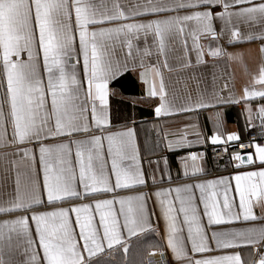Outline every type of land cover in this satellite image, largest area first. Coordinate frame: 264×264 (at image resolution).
<instances>
[{
	"label": "snow or ice",
	"instance_id": "1",
	"mask_svg": "<svg viewBox=\"0 0 264 264\" xmlns=\"http://www.w3.org/2000/svg\"><path fill=\"white\" fill-rule=\"evenodd\" d=\"M222 39L229 46L259 41L260 62L253 71L243 65L241 94L229 87L233 76L217 84L213 72L209 94L193 77L196 98L186 87L178 104L163 71H171L169 53L181 49L178 70L192 67V56L195 65L206 56L243 64V52L228 51ZM128 73L143 86L129 98L133 108L155 102L154 118L187 117L177 129L152 124L155 149L210 143L228 155L233 174L198 179L203 151L177 157L184 183L172 185L166 156L148 159L156 168L146 171L137 121L112 124L110 84ZM239 104L245 133H259L247 150L229 153L241 133L227 130L225 110ZM209 109L210 134L198 115ZM258 140L264 0H0V147L17 157L10 161L14 188L0 199V264H127L132 239L146 233L158 238L148 246L159 252L157 264H170L169 254L171 264H264Z\"/></svg>",
	"mask_w": 264,
	"mask_h": 264
},
{
	"label": "crops",
	"instance_id": "2",
	"mask_svg": "<svg viewBox=\"0 0 264 264\" xmlns=\"http://www.w3.org/2000/svg\"><path fill=\"white\" fill-rule=\"evenodd\" d=\"M228 51H240L243 52V64L239 61H228L226 58L213 59L206 56V63L201 65H195V57L192 56L193 66L184 69L178 70V61L177 57L182 55L181 49L177 45L173 52L169 53L168 63L171 68V71L164 69L166 83L169 86L170 92H176L177 103H181L185 98V88L192 92L193 99L196 98V83L193 77L200 78L202 83L200 87L202 89L206 88V95L211 92L212 89V74L216 73L220 79L217 81V84L223 82L224 79H227L228 75L233 76V79L228 80L229 87H233V90L239 96L241 90L246 83L248 77L245 75L243 65H247L249 71L256 69L257 65L260 62V55L258 52L259 41L252 42H241L235 43L234 45L225 44L224 40L220 41ZM152 61H155V57L151 58ZM221 72L225 75L221 76ZM136 73H128L122 79L115 81L110 84L111 89H115V95L110 96V109L113 116L112 124L115 127H118L123 124H127L128 121L135 119L137 123L135 124V130L137 134V139L141 147V154L143 157V167L146 171H151L156 168V165L153 164L151 168L147 164L148 159L155 160L159 157L166 156L171 163L172 168V185L179 183H184L185 180L182 175V170L177 162V157L184 155L185 152H197L203 151L205 153L202 165L205 169V174L198 177L200 180L212 179L220 176H229L233 174V165L229 163V157H216L211 151L210 148L213 146L210 143H207L203 146H194L186 150L169 152L166 149L161 147L160 149H155L156 141V131L153 129L152 124L159 123L162 127L168 129H177L182 126V124L187 122V117L184 114H176L161 119L154 118L152 108L155 106V102L152 103H141L137 101L140 105L137 108H133L129 102L130 97L142 95V84L136 82L134 85L131 83L135 80ZM158 102V101H156ZM254 101L253 103H256ZM243 107V104L239 105H229L225 110L226 117V128L229 131H238L241 133V140L243 142L247 139L248 130L245 133L244 131V118L239 115ZM212 109L207 111L200 112L199 120L202 128H204L208 134L212 128L211 122L207 117L212 112ZM193 116H196L197 113H193ZM118 117V118H117ZM142 118L147 119V123H142ZM258 123V122H256ZM128 126H132L129 124ZM146 149H152L148 151ZM4 152H8L9 155L5 158L3 156ZM14 152L13 148H3L0 147V199L5 195L10 194L15 185L16 171L17 169L13 167L10 163L11 160L17 159L12 153ZM6 160L8 161L6 163ZM163 165L161 164V167ZM257 166H259L257 164ZM242 170H248V166H242ZM178 172L180 173L178 177ZM159 176V173H157ZM234 186V181L232 182ZM161 187H167V181L160 185ZM147 191V189H143ZM124 194H131L130 192H122ZM238 200V197H237ZM162 227V225H161ZM158 238L153 233H146L140 237L139 241L137 238H133L129 246V252L127 254V264H157L160 260L159 252L148 247ZM119 254V256H117ZM123 251L121 250L116 254V257L123 256ZM169 262L171 264V255L168 256ZM119 261V259H117Z\"/></svg>",
	"mask_w": 264,
	"mask_h": 264
},
{
	"label": "built area",
	"instance_id": "3",
	"mask_svg": "<svg viewBox=\"0 0 264 264\" xmlns=\"http://www.w3.org/2000/svg\"><path fill=\"white\" fill-rule=\"evenodd\" d=\"M258 122V121H257ZM258 133H259V128H255V129H248V135H247V139L243 142H240V145H237V147L235 148H229L228 152H235L237 150H239V148L242 146L245 150H247L249 148V144H250V140L253 137H258ZM258 142L260 143H264V140H258ZM210 151L216 156V157H224V156H228L227 154H224L223 150L221 148H214V146H212L210 148Z\"/></svg>",
	"mask_w": 264,
	"mask_h": 264
},
{
	"label": "trees",
	"instance_id": "4",
	"mask_svg": "<svg viewBox=\"0 0 264 264\" xmlns=\"http://www.w3.org/2000/svg\"><path fill=\"white\" fill-rule=\"evenodd\" d=\"M117 256H119V254H118ZM120 258H121V257H119V258H118V257H116V260H117V259H120Z\"/></svg>",
	"mask_w": 264,
	"mask_h": 264
}]
</instances>
